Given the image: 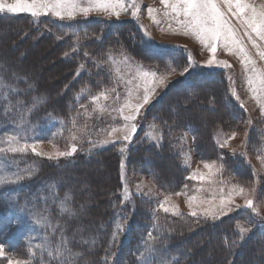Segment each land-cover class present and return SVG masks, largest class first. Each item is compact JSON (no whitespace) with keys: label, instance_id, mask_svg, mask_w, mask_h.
I'll return each instance as SVG.
<instances>
[{"label":"rangeland","instance_id":"1","mask_svg":"<svg viewBox=\"0 0 264 264\" xmlns=\"http://www.w3.org/2000/svg\"><path fill=\"white\" fill-rule=\"evenodd\" d=\"M7 2L12 3L13 0H7ZM253 2L259 6L261 3H264V0H253ZM138 3L142 6L138 19L132 18L130 13H121L119 19L114 16L109 18L97 13L90 14L89 18L106 20L108 24L112 25L109 31L114 30L124 22L125 27L123 29L126 27L132 28L142 43L145 40V36L140 25H144L151 34L153 41L152 46L148 48L151 52H155L154 56L157 57V60L144 56L139 50H133L128 45H125V43L123 44V42L115 44L110 41V38L106 37L105 39L103 36L106 35L103 32L97 33L94 35L93 43L103 38L102 41L106 47L101 48L99 46L96 54L88 51L94 56H83L82 63L79 67V75L83 72L88 73L90 77H88V86H85L75 96L73 105L67 106L66 117L61 118L51 114L39 117L38 114L35 115L33 113L32 105L23 103L20 99L18 101L22 103L19 104L17 100H9L7 95H5L7 88L0 87V93H2L0 94V101H6L4 110L7 108L8 113L14 111L17 117L6 128H4L0 120V141H3V143H0V147H7V137L10 135H21L24 137L21 143H35L38 151L46 153L68 151L73 143L77 146V152L74 155L53 160L36 156L30 150L23 154H0V175L7 174L9 178L14 180L15 176L13 173L19 172L20 175L26 178L33 174V172H36V161L39 159H44L47 162L54 160L65 161L69 158L81 156L84 146H88L87 150L91 153L96 151L94 149L119 143L117 146L118 157L114 161H111L110 165H106V167L99 163L93 169L97 173L92 184V186H96V191L93 192L94 195L107 191L108 186L111 184L112 186H120L118 194L122 200L124 199V187L127 186L130 191L129 199L124 204H121L122 210H118L110 228V247L108 248L110 252L108 253L109 256L106 257L109 262L108 264H159L162 258L167 261V264H172L173 259L166 255L165 252L161 256L150 252L147 245L142 248L145 244L144 241L148 240L147 233L149 231L153 233V236L158 238L160 246L165 248L166 244L160 240L163 239V235L167 232V227L172 223L183 222L185 220L192 224L198 223L199 221H219L240 211H246L256 221L254 225L260 223L264 226V222H262L264 220V161L259 158L260 156H264V115L261 114L260 107L256 99H254L253 93L250 91V86L247 83V74L244 72L243 65L240 63V57L235 54H230L222 47H218L216 61H228L231 67L207 66L206 61L211 54L193 35H185L182 30L172 31L168 28L163 16L164 6L160 3V0H138ZM149 6L157 10L156 19L161 21L159 25L148 15ZM16 15L31 16L27 13ZM39 18L51 19L62 23L70 22L66 20L62 21L51 16H41L34 19ZM76 20L83 22L84 18L78 17ZM231 22L238 30V35L242 37L249 56L256 62L255 67L259 71L264 72V58H261L259 55V51H264V41H257L261 45V48L258 50L253 47L247 36H244V27L234 17L231 18ZM175 27L176 25L173 22V28ZM5 28H8V26H5ZM83 41L77 39L75 44L77 47H80L84 43ZM177 45L186 46V48L176 47ZM121 53L130 57V60L125 62ZM189 54L193 58L194 66L189 73L180 76V71L186 65ZM38 55H40V52L36 53L37 57ZM109 56L112 59H109ZM56 58L54 55L49 56L45 65L50 63L52 59L56 61ZM166 64H171V67L176 68V72L169 76V82L166 87L157 89L158 95L137 116V131L132 140L111 142L125 134L121 130L124 128L126 122L118 111L128 95L124 82L132 79L136 75L137 65H142L144 69H151L158 73H163L166 71ZM63 65V68H65V64ZM88 68H90L89 71ZM117 69H119L118 72ZM36 72L40 79L46 80L54 77L56 68L45 69L44 65H41L36 68ZM195 72H218V76L214 77V80H219L218 77L220 75L222 76V81L220 79L222 83L216 89L221 90L225 94L230 105L239 113V117L236 121L230 123V125L226 124L224 128L214 126L212 140L217 151L214 152L212 150L213 153L211 151L210 154H212L210 156L206 155L205 157L200 155V151L196 150L197 138L192 130L187 128V125L177 122H162L155 117L159 113L158 102L163 98L165 93L178 88V86H187V83H184L182 80H187L186 78ZM229 77L232 79L229 80ZM93 78H96V80ZM214 82L217 83L216 81ZM137 83L141 82L134 80L132 86ZM0 84L7 85L4 81H0ZM89 84L92 85L89 86ZM189 84L193 88L197 82L191 81ZM210 86L208 83L203 85L204 89H211L212 86ZM8 87L10 90L12 89L9 84ZM113 88L116 89L115 92L112 91ZM213 90L208 92L209 96L211 92L213 93ZM233 90L236 95L232 94ZM102 91L106 92L108 99L101 98L97 103L92 102L91 97L98 95ZM117 93H119V98H117ZM237 95L239 96V101L236 99ZM32 100L34 101L35 99ZM132 102H137L135 93L133 94ZM173 102L174 100L167 103L169 105L174 104ZM240 102H243L244 108L240 107ZM97 104L104 110L101 111ZM81 105H84L85 108H81ZM127 114L128 110L125 109L124 115ZM222 114V112H219L217 116L223 118ZM1 116L2 114L0 113V118ZM200 117L203 126L202 133L205 135L204 130L209 127L208 122H206L207 119L204 114ZM21 118L25 122L24 124H21ZM73 119H75V123H73ZM249 119L252 121L251 124L246 123ZM18 126L19 131L17 130ZM113 129H116V131H113ZM232 132L236 133L235 137L228 140V145L225 148H219L217 142H223ZM73 135L76 136L75 140L71 139ZM105 141L109 142L105 143ZM245 141H247L246 144ZM203 145V149L208 152L209 145L207 143ZM153 149L157 151L161 150L160 152L163 154L161 159L165 158L166 163L163 164V169L161 168V170L165 171L168 168L171 173L166 179L158 177L154 171L156 167L155 163L159 161V158L153 154L155 151ZM233 150H235V156L238 157V161L243 166V169L247 170V172L243 171L241 176H235L230 170L231 165L228 164V161L226 162V160L234 156L232 155ZM241 152L245 153L244 157H240L239 153ZM166 154L168 157H164ZM221 156L223 157L222 161L218 159ZM213 161H216V165L212 170L213 172H215L216 167L221 163H223L224 167L222 172L209 177V169L205 168L204 164L205 162L211 163ZM197 169L205 174V179L195 181L187 179ZM114 172L116 173L117 180L115 179ZM20 182L0 184V188L20 184ZM234 185L243 186L245 189L255 188V191L249 198L253 199L254 205L259 208V216L253 214L248 209L241 208L240 210H235L234 205V210L231 213L220 215L217 212L216 219H213L211 216L205 217L202 214H198L196 217L190 215L193 210L202 213L203 209L208 207L207 204H201V200H211L215 197V203L218 204L220 190L223 189L226 194ZM138 186L144 195L136 194ZM40 191L46 192L45 198L43 199L45 204H42L43 206L34 205L33 200L30 199L31 197H27L23 203H18L19 206L24 208V211H20L16 206V199H12L13 212L9 215L12 219L15 218L16 221L21 222L23 239L25 241L24 247L19 251L11 252L5 248L6 253L15 259L29 260L28 250L31 248L33 253H35V259L31 260V264L37 261L39 263L42 258L47 256V250H55L60 236V229L62 228L59 218L72 215L62 211V207L74 209L72 207V195L69 192L63 194L57 192L55 185L50 184L48 180L44 181ZM166 196L170 197V204L176 205L177 211L182 215H176L173 212L166 214L162 209H159V203ZM190 196L197 197L193 209L188 207V197ZM66 197L67 200H65ZM235 204L243 205L244 197L236 196ZM136 207L146 215L140 221L147 223L149 225L148 228L142 229V225L134 222L128 242L122 246H118L117 243L114 247L111 246V234L115 231L116 224L126 223V220H121L120 214L122 213L126 217H132ZM126 209H129L130 213ZM154 216L159 218L161 224V228L159 229H153L152 227ZM44 217L47 218L46 221L43 220ZM34 218L41 219V224L36 225L33 222ZM254 225L239 223V231L241 228H248L251 231ZM249 233H244V236H247ZM45 236L48 237L47 241H45ZM87 243L90 242L84 244ZM148 243L151 244L152 241H148ZM37 244L46 245L43 256L41 250L35 247ZM134 249L136 250L134 251ZM110 253H115V255H111ZM77 256L73 255L70 258V264H72L73 260L75 261ZM3 262L7 264L6 261H2L1 264H4ZM51 264H56V261H51Z\"/></svg>","mask_w":264,"mask_h":264},{"label":"trees","instance_id":"2","mask_svg":"<svg viewBox=\"0 0 264 264\" xmlns=\"http://www.w3.org/2000/svg\"><path fill=\"white\" fill-rule=\"evenodd\" d=\"M111 27V24L100 18L62 23L46 18L34 19L32 16L0 14V81L9 84L13 89L7 87L5 95L9 100L20 99L23 103L32 105L33 113L39 117L49 114L66 117L67 106L73 105L75 96L88 86L90 78L88 73L83 72L79 75L83 56L85 53L94 56L90 53L96 54L99 46L106 47L103 38L93 43L94 35L101 32L106 35L103 36L105 39L108 37L115 44L123 42L133 50H139L144 56L157 60L155 52L145 47L132 28L123 29L124 22L109 31ZM77 39L84 40L80 47L75 44ZM37 52H40L38 57ZM51 55L57 57L56 61L52 59L45 65ZM41 65H44L45 69L55 67L54 77L40 79L36 68ZM216 76L218 72H195L189 75L187 80H182L187 86H178L165 93L158 102L159 113L155 115L162 122L187 125L195 134L196 150L200 151L203 157L217 151L212 140L214 126L224 128L226 124L230 125L239 117L238 111L230 105L225 94L216 89L222 83V76L219 75V80H214ZM191 81L197 82L193 88L189 84ZM207 83L212 86L211 89H204L203 85ZM212 90L213 93L211 92L209 96L208 92ZM173 100L174 104L168 105L167 102ZM4 107L6 101L1 100L0 120L6 128L17 117L14 111L8 113ZM219 112L223 113V118L217 116ZM202 114L206 116L209 126L204 130L205 135L202 133L200 117ZM202 143L209 145L208 152L203 149ZM118 144L94 149L96 151L91 153L87 150L88 146H84L81 156L65 161L35 160L36 172L24 178L20 184L0 188V243H4L5 248L11 252L24 247L22 224L9 217L13 212L12 199H16L17 203H23L27 197H31L34 205L43 206L46 192H41L40 188L44 181L48 180L50 184L55 185L57 192L61 194L69 192L72 195L75 214L59 218L69 247L78 255L72 264H108L106 257L109 255L106 253L110 252L108 249L110 228L118 210H122V198L118 194L120 186L112 184L108 186L107 191L94 195L96 186L92 184L97 173L93 169L99 163L105 167L110 165V162L118 157ZM153 150H155L153 154L159 158L154 171L158 177L166 179L171 173L168 168L165 171L161 170L166 163L165 158L161 159L163 155L161 150ZM164 157H168L167 154ZM227 161L235 176H241L243 171L247 172L237 156L230 157ZM114 175L116 177L115 172ZM115 179L117 180V177ZM126 210L130 213L129 209ZM145 216L138 207L135 208L132 217L125 216L126 230L117 236L118 246L128 242L134 222L142 225V229L148 228L147 223L140 221ZM255 222L246 211H240L219 221H199L192 224L185 220L167 225V232L160 241L166 244L165 253L173 259L172 264H264V226L260 223L254 225ZM239 223L254 225L243 239ZM86 242L90 243L84 244ZM144 246L146 247V244L142 248ZM46 257L42 259L47 260ZM39 263L37 261L33 264Z\"/></svg>","mask_w":264,"mask_h":264},{"label":"snow or ice","instance_id":"3","mask_svg":"<svg viewBox=\"0 0 264 264\" xmlns=\"http://www.w3.org/2000/svg\"><path fill=\"white\" fill-rule=\"evenodd\" d=\"M160 3L164 6L163 16L167 26L172 31H183L185 35H193L211 54L207 61L206 65L212 67L224 66L231 67L228 61H216V53L218 47H222L224 50L230 54H235L240 57V63L243 65L244 72L247 74V83L250 86V91L253 93L254 99H256L260 112L264 115V72L259 71L255 67V61L251 59L248 54V51L243 43L242 37L238 35V30L232 24L231 18H235L243 27H244V36H247L248 40L251 42L253 47L258 50L261 48V45L257 42L264 41V3H261L257 6L253 0H160ZM141 4L138 3V0H13L12 3H8L7 0H0V14L9 13V14H21L27 13L34 18L41 16H51L58 18L62 21H74L78 17H83L84 19L89 18L90 14L97 13L103 14L109 18L116 17L120 18L121 13L129 14L132 18L138 19L141 12ZM156 9L148 7V15L153 19V21L159 25L160 20L156 19ZM173 22L176 27L173 28ZM144 31L145 40L143 41L145 47H151L153 44L151 34L147 31L144 25H140ZM254 34V35H253ZM176 47H185L179 46ZM67 56L68 53H65ZM87 56V53H85ZM125 62L130 60V57L121 53ZM261 58H264V51H259ZM109 59H112L109 56ZM193 58L191 54L187 56V63L180 71V76H184L186 73H189L193 68ZM83 67V66H81ZM136 75L125 81L127 87V98L121 107L118 109L123 120L126 122L124 128L121 130L125 134L122 137H117L113 143L122 141H131L134 134L137 131V116L141 114V110L145 109L153 99L158 95L157 89L166 87L169 82V76L176 72V68L171 67V64H166V71L163 73H158L157 71L151 69H144L142 65H137ZM119 69H117V72ZM122 79V78H121ZM232 78L229 77V80ZM139 81L134 86L133 81ZM0 87L7 88L8 85L0 84ZM31 87V86H29ZM113 92L116 91L115 88L112 89ZM135 93L137 102H132L133 94ZM2 94V93H0ZM233 95L235 91L233 90ZM101 98L107 100L108 95L106 92L102 91L98 95L91 97L92 102L97 103ZM117 98H119V93H117ZM236 99L239 101V96H236ZM22 103V102H17ZM98 107L99 104H97ZM85 108L84 105L80 106ZM240 107L244 108L243 102H240ZM125 109L128 110V114L124 115ZM100 110L104 109L100 107ZM7 111V108L5 109ZM246 111V109H245ZM25 122L21 118V124ZM75 123V119H73ZM246 123L251 124L252 121L249 119ZM19 131V126L17 128ZM116 131V129H113ZM236 135L235 132H232L231 135L224 139L223 142H217V146L221 149L225 148L228 145V140L234 138ZM247 135V134H246ZM24 139L21 135H10L7 137V147H0V154L6 153H27L29 150L36 156L46 157L49 160L59 159L61 157H70L77 152L76 144H72L70 150L68 151H58L55 153H46L38 151L35 143L29 144L27 142L21 143V140ZM72 140L76 139V136L71 137ZM109 141H105L108 143ZM3 143V141H0ZM247 141H245V144ZM123 151V149H121ZM232 155H236L235 150H233ZM240 157H244L245 153H239ZM264 161V156L259 157ZM219 160H223V157H218ZM122 168H123V161ZM216 165V161L211 163L205 162L204 167L209 169L208 176L212 177L216 173L223 171V163L216 167L215 172L213 168ZM15 179H11L7 174L0 175V184H10L18 183L23 180L25 177L20 175L19 172L13 173ZM187 179L190 180H204L205 174L200 172L199 169L194 171ZM187 187V185H185ZM255 191V188L245 189L243 186L234 185L229 191L225 194L223 189L220 190V199L219 203H215V197L211 200H201V204H207L208 207L203 209L202 213H198L196 210L191 211L190 215L193 217L202 214L205 217L211 216L213 219H216V213L220 215H226L231 213L235 207V210L248 209L257 216H259V208L254 205L253 199L249 198L251 194ZM138 195H144L140 191L138 186L137 193ZM179 195V193H177ZM242 196L244 197V204L239 205L235 204V197ZM130 197V191L127 186L124 187V199L121 201L124 204ZM67 200V197L65 198ZM197 201L196 196L188 197V207L190 209L194 208V202ZM20 211H24V208L16 205ZM159 209H162L164 213L168 214L170 212L175 213L176 215H182L177 211L176 205L170 204V197L166 196L165 199L159 203ZM62 211L74 215L75 213L71 208L62 207ZM120 218L122 221L126 220V217L121 213ZM44 221L47 220L46 217L43 218ZM19 222V221H17ZM33 222L36 225H40L41 219H33ZM264 222V220H262ZM153 229L161 228V224L158 217L154 216V223L152 225ZM124 223H117L115 231L111 234L110 244L115 246L117 242V236L120 232L125 231ZM55 231V229H53ZM250 232L248 228H241L240 235L241 239L244 238V233ZM148 240L145 241L150 252L154 254H159L163 256V253L166 251V248H162L158 242V238L153 236V233L149 231L147 233ZM48 237L45 236V241ZM148 241H152L151 244ZM37 249L41 250L42 256L46 250L45 244L35 245ZM29 260L15 259L9 256L6 253L5 244L0 243V261H6L7 264H31V260L35 259V253L32 249L29 248ZM67 253V255H65ZM108 254V253H106ZM115 255V253H110ZM73 255L71 248L69 247V242L64 234L63 228L60 229V236L57 242L55 250H47V260L42 259L40 264H51V261H56V264H70V258ZM159 264H167V261L163 258L160 259Z\"/></svg>","mask_w":264,"mask_h":264}]
</instances>
